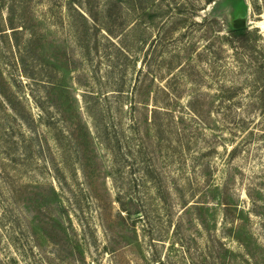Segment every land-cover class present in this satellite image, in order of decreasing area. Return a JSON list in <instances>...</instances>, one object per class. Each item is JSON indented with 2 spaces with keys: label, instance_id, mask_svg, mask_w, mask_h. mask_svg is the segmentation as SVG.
<instances>
[{
  "label": "rangeland",
  "instance_id": "obj_1",
  "mask_svg": "<svg viewBox=\"0 0 264 264\" xmlns=\"http://www.w3.org/2000/svg\"><path fill=\"white\" fill-rule=\"evenodd\" d=\"M0 1V264H264V0Z\"/></svg>",
  "mask_w": 264,
  "mask_h": 264
},
{
  "label": "trees",
  "instance_id": "obj_2",
  "mask_svg": "<svg viewBox=\"0 0 264 264\" xmlns=\"http://www.w3.org/2000/svg\"><path fill=\"white\" fill-rule=\"evenodd\" d=\"M127 1H128V3L131 4L132 6H136V2H137L138 0H127ZM0 5H1V1H0ZM13 6H14V5H13ZM13 6H12L11 9H10L9 7H7V11L10 12V15H9L8 18L5 19V21L2 22V26H3V23H5L6 25L10 26V28H13V27H14V26L12 25L14 19H13V17L11 16L12 12H14V10H13ZM0 9H1V8H0ZM1 10H2V9H1ZM0 27H1V26H0ZM245 29H246V27H243V28H236V29H234V28H231V27L229 26V31H230L231 33H233L234 35L243 34V33L245 32ZM4 30H5V29L0 28V34H1V33H6V31L3 32ZM12 30H15V29H12Z\"/></svg>",
  "mask_w": 264,
  "mask_h": 264
},
{
  "label": "water",
  "instance_id": "obj_3",
  "mask_svg": "<svg viewBox=\"0 0 264 264\" xmlns=\"http://www.w3.org/2000/svg\"><path fill=\"white\" fill-rule=\"evenodd\" d=\"M247 25L246 12L242 8H236L232 14L229 26L231 28H243Z\"/></svg>",
  "mask_w": 264,
  "mask_h": 264
}]
</instances>
